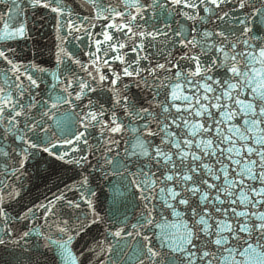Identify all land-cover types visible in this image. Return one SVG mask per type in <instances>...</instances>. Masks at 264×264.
<instances>
[{"label":"snow or ice","instance_id":"obj_1","mask_svg":"<svg viewBox=\"0 0 264 264\" xmlns=\"http://www.w3.org/2000/svg\"><path fill=\"white\" fill-rule=\"evenodd\" d=\"M0 264H264V0H0Z\"/></svg>","mask_w":264,"mask_h":264},{"label":"water","instance_id":"obj_2","mask_svg":"<svg viewBox=\"0 0 264 264\" xmlns=\"http://www.w3.org/2000/svg\"><path fill=\"white\" fill-rule=\"evenodd\" d=\"M72 7H76L79 3V0H69ZM42 43H50L47 38L42 40ZM41 59H47L46 54L41 57ZM39 171H37L36 168L30 167L29 171L32 173V179L31 181L25 182V189L23 195L24 203L29 202L32 199H35L39 197L40 199H43L44 195H50L48 192L49 188H52L53 191H55L54 185L59 184L61 187H63V182L71 183V180H69V177L73 175L72 172L66 171L64 168H61L58 165H45L40 164L38 165ZM45 169H47L45 171ZM84 241L80 242V245H82ZM80 245H77L79 247Z\"/></svg>","mask_w":264,"mask_h":264}]
</instances>
